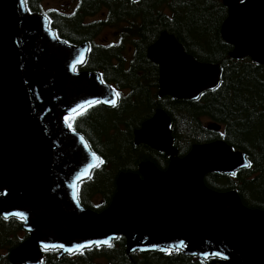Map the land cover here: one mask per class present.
I'll return each instance as SVG.
<instances>
[{
	"label": "water",
	"instance_id": "1",
	"mask_svg": "<svg viewBox=\"0 0 264 264\" xmlns=\"http://www.w3.org/2000/svg\"><path fill=\"white\" fill-rule=\"evenodd\" d=\"M241 1L223 0L222 38L233 46L230 57L264 64V0ZM88 50L87 43L59 40L49 19L31 14L21 0H0V216L23 219L29 233L11 251V262L39 264L42 249L60 248L63 255L123 235L128 253L176 249L183 242L189 255L222 259L219 264H264V223L246 229L233 212L249 217L255 211L236 201L235 191H210L205 182L208 174L247 167L245 154L217 140L179 157L171 120L161 109L135 131L134 143L168 155V169L147 162L139 169L144 179L120 173L112 203L101 213L80 204L78 185L100 159L62 118L88 100L108 107L118 102L98 72L77 70ZM148 53L160 67V97H200L221 83L220 68L187 54L175 36L162 35Z\"/></svg>",
	"mask_w": 264,
	"mask_h": 264
},
{
	"label": "trees",
	"instance_id": "2",
	"mask_svg": "<svg viewBox=\"0 0 264 264\" xmlns=\"http://www.w3.org/2000/svg\"><path fill=\"white\" fill-rule=\"evenodd\" d=\"M69 1L70 5L61 6ZM44 2L26 0L30 12L50 18L51 28L60 39L73 45L85 42L91 45L84 69L99 72L119 96L117 106L95 105L73 119V127L104 159L93 172V180L83 184L82 190L90 184L88 199L81 201L85 207L95 212L103 211L116 192L118 173L138 172L142 161L152 162L162 171L167 169L168 156L146 145H135L133 137L134 129L161 108L172 121L174 145L180 156L195 144L219 139L246 153L251 163L249 168L236 176L210 174L206 184L218 192L236 189L246 207L264 210V65H257L250 59L237 61L229 57L233 47L221 36L227 10L220 0H67L51 10L44 8ZM90 17H93L91 21ZM103 31L111 33L105 44L96 41ZM165 31L175 35L198 61L222 66V82L216 90L205 93L197 101H176L169 96L158 98L159 68L149 60L147 52ZM204 33H209L205 41L197 38ZM95 113H101L103 122L111 116L118 117V121L104 130L92 120ZM134 117L140 120L138 126H127ZM203 121L216 122L223 130H208ZM130 127L131 135L126 133ZM100 130H104L107 137ZM123 131L126 140L121 139L125 146L139 151L136 159L128 160L126 154L119 157L123 144L120 139L118 144L117 134ZM104 140L109 142L105 144ZM105 145L110 147L107 152L102 150ZM115 168L119 172L114 175ZM96 197L103 203L95 201ZM27 237L22 220L0 217V264H11L5 253ZM47 255L54 259L50 253ZM57 259L50 264H129V261H137L134 254L127 255L122 238L110 247L91 248L85 254ZM211 261L200 262L179 252H153L142 255L139 263L210 264Z\"/></svg>",
	"mask_w": 264,
	"mask_h": 264
},
{
	"label": "bare ground",
	"instance_id": "3",
	"mask_svg": "<svg viewBox=\"0 0 264 264\" xmlns=\"http://www.w3.org/2000/svg\"><path fill=\"white\" fill-rule=\"evenodd\" d=\"M138 1V0H137ZM242 2H244V0H242L241 1V3ZM164 34H167V35H169V36H175V35H173V34H171V33H169V32H163V33H161V35L159 36V38L157 39V41L160 39V37L162 36V35H164ZM176 37V36H175ZM156 41V42H157ZM156 42H154L151 46H153ZM181 45H182V47H183V49L185 50V52L187 53V54H189L187 51H186V49H185V47H184V45L180 42V41H178ZM150 46V47H151ZM149 47V48H150ZM149 48H148V51H149ZM189 55H191V54H189ZM147 56H148V58H149V53L147 52ZM191 56H193V55H191ZM194 57V56H193ZM195 58V57H194ZM196 59V58H195ZM149 60H150V58H149ZM197 60V59H196ZM151 61V60H150ZM198 61V60H197ZM152 62V61H151ZM199 62H201V61H199ZM152 63H154V62H152ZM202 63H210V64H212V65H217L219 68H220V70H221V82H222V76H223V70H222V66H220L219 64H217V63H212V62H202ZM156 66H158V68H159V72H160V67H159V65L158 64H156V63H154ZM257 64V63H256ZM257 65H264V64H257ZM159 79H160V75H159ZM221 85V83L216 87V88H213V89H208L207 91H206V93L207 92H210V91H213V90H216L219 86ZM201 97H198V96H194V97H192V98H186V99H181V100H189V101H197V100H199ZM177 101V100H176ZM168 115V114H167ZM169 117V116H168ZM170 118V117H169ZM62 121L64 122V123H67L66 122V120L64 119V118H62ZM203 123H204V121H203ZM205 125H206V123H204ZM68 125V124H67ZM207 127V126H206ZM70 128V127H69ZM71 130L73 129V126L70 128ZM207 129L209 130V128L207 127ZM79 134H81L80 132H79ZM134 137V136H133ZM77 142V141H76ZM89 143V142H88ZM77 144H78V142H77ZM232 147V146H231ZM232 149H233V151H235V148L234 147H232ZM242 160H248V157H247V155H244L243 157H242ZM103 161H104V159H103ZM143 163H147V161H142V162H140L139 163V167H138V172H135V174H139L140 175V177L142 178V179H144V177H143V175H141L140 174V171H139V169H140V166H141V164H143ZM157 167V166H156ZM121 172H119L118 173V175L120 174ZM237 171L234 169V168H230V170L227 172V173H222V172H220V175H229V176H236L237 175ZM93 173H91L90 175H89V177L86 179V181L88 182L89 180H93ZM117 178H118V176H117ZM117 178H116V184H117ZM205 178H206V176H205ZM208 187V186H207ZM209 188V190L210 191H212L211 190V188L210 187H208ZM87 189L88 190H90V184H88L87 185ZM236 191H238V190H236L235 189V194H234V196H235V198H236V201H239V199L242 201V199H241V197H240V195H239V193L237 194L236 193ZM230 191H227V192H222V193H224V194H226V193H229ZM233 192V191H232ZM89 193H90V191H89ZM227 195V194H226ZM114 196H115V194H114ZM114 196L112 197V200H113V198H114ZM99 197H96V199H98ZM95 199V200H96ZM100 203H103V201L102 202H100ZM86 209H89V208H87V207H85ZM90 210V209H89ZM254 211H255V213H256V215H254V216H252V215H250L249 217H246L245 216V214L244 213H240V214H237V213H235V212H233V211H235V210H233L232 212H233V217L236 219V218H239L240 219V224L242 225V226H245V227H247L246 229H250L252 226H254V225H256V224H259V223H264V217L263 216H260V211L261 210H258V209H253ZM231 212V213H232ZM48 220H50V221H53L54 220V217L52 216V215H48ZM125 239V249L126 250H128V248H127V238L125 237V236H123V235H119V236H117L116 238H114L111 242L112 243H115V242H117L119 239ZM92 249L93 248H95V246L94 245H91L90 246ZM77 251H75V252H73V253H70L71 255L72 254H81V253H86V250H84V249H76ZM176 250H177V252H179V253H181L182 255H184V256H187V257H190L189 256V254H188V251L187 250H185L184 248H183V246L181 245V243L180 242H178L177 243V248H176ZM220 250V249H219ZM44 253L45 254H48L49 252L48 251H44ZM151 253H153V252H150V251H148V250H145L144 251V254H151ZM223 259H224V261H227L228 260V256L226 255V254H224L223 255ZM213 261L216 263V264H219V261L215 258V259H213Z\"/></svg>",
	"mask_w": 264,
	"mask_h": 264
},
{
	"label": "rangeland",
	"instance_id": "4",
	"mask_svg": "<svg viewBox=\"0 0 264 264\" xmlns=\"http://www.w3.org/2000/svg\"><path fill=\"white\" fill-rule=\"evenodd\" d=\"M67 0H45V2H44V8L46 9V10H50V9H54L55 7H58V6H60L63 2L65 3ZM71 4V2L69 1V2H67V4H63V5H61V6H68V5H70ZM92 19V18H91ZM210 30H211V28H209L208 29V32L210 33ZM207 32V31H206ZM209 33H204V34H202L201 36L199 35V36H197V38H199V39H201V40H204V39H206L207 38V36H208V34ZM110 31H103V32H101L97 37H96V41L98 42V43H101V44H105L106 42H108L109 41V36H110ZM109 37V38H108ZM205 41V40H204ZM133 112V111H132ZM131 112V113H132ZM104 120H105V118H103ZM92 120H94L95 122H96V124H99L101 127H103L104 128V130L107 128V127H109V126H112L113 124H115V123H117V121H118V117H116V116H111V118L109 119V120H107L106 122H103V120H102V115H101V113H95L94 115H93V117H92ZM91 120V121H92ZM139 122H140V120L139 119H136V117H134V118H131L130 119V121H129V124L127 125V126H130V125H133V126H138V124H139ZM90 123H92V122H90ZM206 126V125H205ZM104 130H100V132L105 136V137H107V135L104 133ZM134 130H136V128L134 129ZM126 133H129L130 135L132 134V127H130L129 129H128V131H126ZM126 133L125 132H122L121 134H117V138H118V144L120 143V141L122 142V144H123V148H122V150H121V153L119 154V157L120 158H123L124 157V155L126 154L127 156H128V160H133V159H136V157H137V155L139 154L138 152L139 151H133L131 148H129L128 146H125L126 145V143H125V141H123V140H126L125 139V135H126ZM123 140H122V139ZM119 139H120V141H119ZM106 142L108 143L109 141H107V140H104V143L106 144ZM103 152H107V150H110V147H107L106 145L103 147ZM115 150L116 151H118L119 150V148L116 146L115 147ZM111 156H112V154H111ZM121 168V167H120ZM115 170H116V168H115ZM117 172H119V169H117L115 172H114V175L117 173ZM104 182H105V180H104ZM95 201H97V202H102V200H101V198L99 197L98 199H96ZM254 202H255V200H254ZM264 203V202H263ZM263 203H261V204H263Z\"/></svg>",
	"mask_w": 264,
	"mask_h": 264
},
{
	"label": "snow or ice",
	"instance_id": "5",
	"mask_svg": "<svg viewBox=\"0 0 264 264\" xmlns=\"http://www.w3.org/2000/svg\"><path fill=\"white\" fill-rule=\"evenodd\" d=\"M21 3H22V5H24L25 3H26V0H21ZM101 83H103V81H101ZM117 95H118V93H117ZM98 103H100V101L99 100H95V101H92V100H88V101H85L83 104H78L77 106H76V108H74V109H72V113L73 114H75V115H82L83 114V109L86 107V106H89V105H92V104H98ZM111 103H113V105L115 104V101H112ZM72 119H74L75 117L73 116V117H71ZM65 120H66V122H68L69 120H70V118L69 117H66L65 118ZM68 126L71 128L72 127V124L69 122L68 123ZM93 159L94 160H99V157H97L96 155H95V153H93ZM88 167H92V165H89ZM85 171H87V169H85ZM15 215V214H14ZM5 218H7V217H5ZM95 243H97V244H99L100 242H95ZM104 243H107V241H105ZM181 243H183V242H181ZM110 246V245H109ZM57 247H64L63 245H59V246H57ZM85 247H88V245H77L76 246V248H85ZM68 251L69 252H72L73 251V249L72 248H69L68 249Z\"/></svg>",
	"mask_w": 264,
	"mask_h": 264
},
{
	"label": "flooded vegetation",
	"instance_id": "6",
	"mask_svg": "<svg viewBox=\"0 0 264 264\" xmlns=\"http://www.w3.org/2000/svg\"><path fill=\"white\" fill-rule=\"evenodd\" d=\"M169 103H167V106L169 107V105H168ZM168 114V113H167ZM154 116V114L152 113L147 119L149 120V119H151L152 117ZM169 116V115H168ZM170 117V116H169Z\"/></svg>",
	"mask_w": 264,
	"mask_h": 264
}]
</instances>
